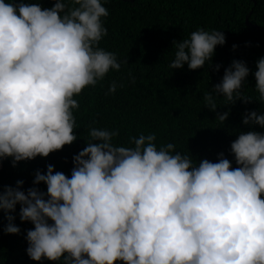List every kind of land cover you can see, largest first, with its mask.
I'll list each match as a JSON object with an SVG mask.
<instances>
[{
  "label": "clouds",
  "instance_id": "clouds-1",
  "mask_svg": "<svg viewBox=\"0 0 264 264\" xmlns=\"http://www.w3.org/2000/svg\"><path fill=\"white\" fill-rule=\"evenodd\" d=\"M56 0L51 8L0 0V158L47 157L77 136L74 96L96 86L121 63L99 47L108 34L106 0ZM220 30L200 28L174 42L168 67L190 70L211 64ZM236 46L233 45V48ZM217 69L219 65H216ZM255 89L264 103V57ZM250 69L233 60L220 83L204 94L205 107L251 99L243 94ZM123 83L112 81L107 94ZM229 112L217 113L224 124ZM264 127V114L247 113L245 125ZM87 146L74 156L71 177L37 171L27 193L6 187L0 209L30 221L27 255L62 264H264V133H241L231 144L239 167L219 154L198 164L173 143L157 147L155 133L132 137V147L113 143L119 130L89 127ZM1 165V164H0ZM14 218L8 216V220ZM51 221L52 223H50ZM5 233L18 234L9 223Z\"/></svg>",
  "mask_w": 264,
  "mask_h": 264
},
{
  "label": "trees",
  "instance_id": "trees-1",
  "mask_svg": "<svg viewBox=\"0 0 264 264\" xmlns=\"http://www.w3.org/2000/svg\"><path fill=\"white\" fill-rule=\"evenodd\" d=\"M23 2L38 3L47 9L56 0ZM66 3L73 6L71 0ZM104 6L109 12L102 18L108 34L99 47L115 53L118 61L127 62L121 63L119 71L111 70L96 86H88L74 96L79 109L74 110L78 127L74 129L77 140L72 144L47 157L19 161L15 166L11 158L4 159L0 165V194L6 187L17 188L18 181L23 182L19 190L25 193L36 187L46 194L47 185H36L34 179L37 171L46 174L48 165L53 166L54 173L70 178L75 167L73 158L87 146L90 126L118 129L113 143L126 147L134 146L132 137L155 133L158 148L173 143L175 151L191 155L197 164L203 159L218 162L223 153L233 168L239 165L231 152L232 142L241 133H264V127L254 122L243 123L251 111L264 114L254 76L258 59L264 57V0H106ZM200 28L222 31L225 44L216 46L211 64L196 70L185 64L171 70L168 65L174 59V42ZM233 60L245 62L250 69L242 91L251 100L224 105V98L217 97L214 112L205 107L204 94L221 82ZM112 81L124 86L117 87L115 94H107ZM225 111L229 116L224 124L216 122L217 113ZM20 207L17 204L15 211L8 212L0 209V264H62L47 259L34 261L27 255L26 235L34 225L21 221ZM8 216L14 219L9 221ZM9 223L19 227L20 232L5 233Z\"/></svg>",
  "mask_w": 264,
  "mask_h": 264
},
{
  "label": "water",
  "instance_id": "water-1",
  "mask_svg": "<svg viewBox=\"0 0 264 264\" xmlns=\"http://www.w3.org/2000/svg\"><path fill=\"white\" fill-rule=\"evenodd\" d=\"M4 159H5V158H0V164L3 163Z\"/></svg>",
  "mask_w": 264,
  "mask_h": 264
}]
</instances>
